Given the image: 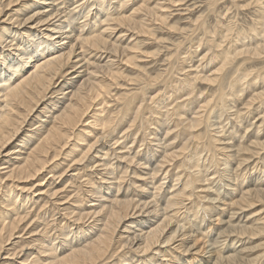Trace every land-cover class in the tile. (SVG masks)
I'll use <instances>...</instances> for the list:
<instances>
[{
  "label": "bare ground",
  "instance_id": "obj_1",
  "mask_svg": "<svg viewBox=\"0 0 264 264\" xmlns=\"http://www.w3.org/2000/svg\"><path fill=\"white\" fill-rule=\"evenodd\" d=\"M57 1L58 0H0V264H10L13 261L15 262L16 258L21 259V262L16 261L17 262L16 264H31V263H37V264H135L137 262H138L137 264H167V262H169V259H171V258L168 259L167 257L169 255L166 257L165 253L171 251L172 248L170 247V244H175V246L173 248L176 250V253H177L178 249L180 250L179 251L180 254H178L180 256L179 257H176L177 255L175 256V259L177 258L175 260L177 262V264H254L256 261H258L257 260L258 256L256 257V255H255V257H254L253 252L256 251V249L260 248V244L256 247H251V246L247 245L248 243L247 244L241 243L242 245L239 248L233 249L230 245H227V244L226 245L222 244L221 246H218L219 244L218 245H214L213 243L209 244L208 240H207L209 237L206 239V236L209 235L207 233H209L213 228H215V225H217L218 227H220L221 225H223L224 227L226 226L225 230H227L228 228L231 227V229L233 231H237L238 234L246 235V236H249L250 238H252L254 236L262 235L264 233V229H263L262 225H260V223L254 227L251 225H244V224L239 226L238 224L232 223L234 221V218L236 217L235 210L238 209V211H239V210H243L246 208H252V207L257 205V201H260L259 199H261V197L262 198L264 197V190H262V189L250 190L251 188L246 190L243 187H240V185L242 186V183L239 184V182L236 180V178H234L235 176H233V173H235L234 171L237 168L242 167L245 160L246 161L249 160L247 157L241 158V160H240L239 157H241V156L243 157V155L245 153H248L250 156H256L260 153L261 150L264 149V141L260 142L261 138L259 140H257V138L254 137L255 140L252 139L253 140L252 144H250L249 146L248 145L247 146H242V145L240 146V144H239V147H236V145L234 143L229 144L230 142L222 141L225 139H227V140L229 139L227 136L228 134L225 136L226 133L223 134L225 138H222L219 136V138L214 139L215 145H212V148L209 146V149H210L209 151L210 152L213 151L215 153V156L218 154V151L220 152L219 154L223 155L222 156V158L224 159L223 162H222V159L219 162H221V164L223 163L224 167L220 171L223 173L222 175H224V176L226 173H228V176H229L228 179H229L230 183L227 181L229 184H227V186H226L227 188H226V190L223 191V194H222V190L220 193V188H219V191L217 190L218 192L217 191L214 192V189L210 190L207 188L208 185L203 187V188H205L203 190H206V192L209 191V193H207L206 195L204 194L205 195L204 199L206 200V202H208V208L206 206L207 211H209L213 215V212H212L213 209H215V208L220 209L218 212L216 211L218 213V215H216V216H218V217L215 216L216 218L211 220L208 223V226H209V224L212 225V223H215L214 226H209V227L206 226L205 227L203 224L207 223L208 221H206V216H202V218L199 219L200 221L198 220L199 222L197 224L195 223V221H193V222L191 221V223H190L191 227H187L186 221H185L186 222L185 223V222H181L180 220L177 219L178 218L177 217V211L179 210L178 207H180L178 205L183 204V201L185 199L190 200V198L192 196L196 195L195 194V191H196L195 187H193L194 182H200L201 184H203V183L207 184V182H211L213 180V178H211L213 175L211 177H209V175L205 172L206 170H203V168L199 164L201 159H203V161L205 162L204 157L203 156H197V157L194 156V158L196 157L195 159L198 160L199 163L196 161L198 164L192 163L191 166L188 165L189 162L187 163V161L184 160V162H183L184 169H186V171H187L189 168V169H193V171L189 172V173H185L186 176L184 175L183 179H182V175L180 176L179 173L174 174L175 172H177V171H175L172 174H174V176H177V178H176L177 183H174L175 182L174 181L173 185L165 186L166 182H164V181L167 178L169 179V176H168L169 171L165 170V168L163 169L164 164L167 162L169 163V162L173 161L175 158H177L179 156V154L181 152H183L186 149V143L185 142H183L179 145H175L176 139L179 138V136L181 135V133H180V135L178 136V134H177L178 132L173 133L175 130V127H178V126L175 125V127L173 126L174 128L172 126L171 127L167 126L168 130L165 131L164 134L162 133L163 130L162 131L160 130L162 133L161 135L158 134V132L157 133L154 132L155 137H153V138L155 140L154 139L153 140L157 141L155 143L157 145L156 146L157 149L156 150L151 149L148 153H146L147 152L146 151L145 152L146 154L145 153H144L145 155L142 154V157L139 158V156L138 157L136 156V153L134 152V149H133V146L136 143V139H131V137L133 135H130V132L128 131V129L125 130V128H124L123 134H122V136H118L119 138L118 137L115 138V136L114 137L111 136L109 134L110 132L107 133L106 129H105L107 126V123H110L109 122L110 120L109 121L107 120L106 123H102L103 117H99V115H97V114H99L98 112L101 111L102 109L99 111H98V109L97 110L94 109L95 106L98 107V105H101V104L105 105L108 102V101H106L105 96L107 95V93H109V88H108L107 84H103V80L105 77H108V78L110 77V79H112L114 81L117 80V78L119 77V74L117 73L118 71H114V66L116 65L117 61L119 59H120V61L124 60V58L126 57L125 60L127 61L128 64H133V62H134V59H135L134 57H128L127 58V56H128L127 50H130V48L129 49H128V47L126 48V45H124L125 47L121 46L120 44H122V43L119 44V41H121V39L123 40V38H124L123 36H125V32L126 31L129 32V30H132V32L137 31L139 33H147L148 34V32H150V30H149L148 24L146 22L150 21L149 20L150 18H153L154 20H161L163 22L165 19L163 16V12L160 10V9H162V8H160L161 7L160 4H157L155 7H150L149 0H143V2L137 8H135L132 12H130L129 14H123L122 13L123 11H121L120 13H118V12L121 9H123L125 6L127 7L128 5H127V2H125L126 0L125 1L119 0V5H117V8H119L120 10L118 9V12H117L118 14L115 16L116 12L115 13L114 12L106 13L105 9H104L106 7V5H108V7L110 5H112L113 1H110V2L107 1V3L105 2V0L101 1L100 8L96 9L95 11L94 10L92 11V9H89L94 3L91 4V6L89 5L90 6L89 7V6H87L88 4L85 6L84 3L83 4L78 3L81 0H67V1H63V3H65V4H63L61 6L60 4H62L61 3L62 0L60 1V3H58ZM91 1H90V3H91ZM217 1L218 0H216L215 2H217ZM242 1H244V0H242ZM258 1H260V0H258ZM21 2H22V4H20L21 6H19L20 7L19 10L24 11L25 8L30 7V6H32L33 9L30 11H27L26 13H22L18 9L14 8L18 3H21ZM86 2H87V0H86ZM215 2H213L214 3L213 5H215ZM248 3H249V0H248ZM113 4H115V3H113ZM22 5H24V8H21ZM93 6H95V5H93ZM114 6H116V5H114ZM164 6H166V4ZM236 6H238V5H236ZM241 6H243V5H241ZM255 6H257V3ZM87 7H89L88 10H87ZM213 7H215V6H213ZM15 11H17V12L19 11V12L16 14ZM3 12L4 13L9 12V13H7V15L5 17H3L5 15V14H3ZM21 14H23L22 18L20 17ZM24 16H27V17H24ZM217 16H218V14H217ZM261 18H262V20L259 21L260 23L258 22L259 26L257 28L255 27L256 30L255 31L253 30L254 33L252 34L255 36H261V40L256 42L253 46H251L250 43H248V42L253 41V40H250L251 36H249L250 38H249L247 43L251 47H247V48L243 47L242 49L239 50V54L250 55L252 58H253V56H255V57H258L259 59L262 57V55H264V16H261ZM227 19H229V18H227ZM198 22H199V20H198ZM223 22H225V21L223 20ZM28 23H31V24L28 25ZM216 24H218V23H216ZM230 24H232V23H230ZM236 24H237V22H236ZM255 26H256V24H255ZM220 27L222 28L223 26H220ZM234 27H236V26H233V28ZM240 27H241V25H240ZM251 27H253V26H251ZM118 28H120V29L116 32V30ZM123 28H125V30ZM224 28H225V26H224ZM224 28H223V30H224ZM207 31H209V30L207 29ZM225 31H228L230 33V30H225ZM244 31L246 32V30H244ZM221 32L223 33L222 29H221ZM245 32H242V33L245 34ZM195 33H197V32H195ZM219 34H220V32H219ZM239 34L241 35V33H239ZM132 35H134V34L132 33ZM220 35H222V34H220ZM223 35H225V33ZM235 35H237V34H235ZM247 35H249V34H247ZM242 36H241V39L242 38L244 39V36L243 37ZM127 37H129V36H127ZM187 37L191 38V36L190 37L187 36ZM236 37H238V35ZM217 38H219V37H217ZM222 39H224V37ZM222 39L219 38L220 41H222ZM238 39L240 40V37ZM246 39H247V37H246ZM215 40H213V42L211 41V43H214ZM234 40H235V38H234ZM128 41H130V40H128ZM229 41H231V40H229ZM244 41H245V39H244ZM204 42H206V41H204ZM132 43H133V40H132ZM126 44H128V42ZM129 44H130V42H129ZM201 44H202V42H201ZM229 44H231V43H229ZM214 45H213V47H214ZM233 45H235V44H233ZM238 45H239V43H238ZM244 45H246V43L245 44L243 43V46ZM130 46L133 47L132 44ZM199 46H201V45H199ZM203 46H205V45H203ZM217 46L219 47V45H217ZM240 46H241V44H240ZM178 48H179V46H178ZM220 48L221 47H219V49ZM225 48H226V45H225ZM229 48L231 49V47H229ZM197 49L198 48H196V50ZM189 50H188V52H189ZM232 50H233V48H232ZM234 50L235 51H233V52H235V55H236L238 51L236 52V48ZM94 51L97 53L100 52V55L98 57L95 54L97 57V58L95 57L96 59L94 57H93L94 59H92L91 58L92 56L88 55L90 52L92 54V52H94ZM180 51L181 50H179V52ZM213 53H214V51H213ZM229 53L230 52H228L227 57L225 55H224L225 57L223 56V58L227 59V61H225L226 59L224 60L225 61L224 64L228 63V61H229V58H228L230 56ZM130 54H131V52H130ZM217 55H219V54H216V56ZM184 56L186 58V55H184ZM194 56H195V54H194ZM202 56L204 57L205 55H202ZM241 56L239 58H241ZM208 57H212V56H208ZM237 57H238V55H237ZM245 57H243V58H245ZM187 58H188V55H187ZM204 58H206V57H204ZM212 58H214V57H212ZM256 60H258V59H256ZM207 61H208V58H207ZM207 63H211V62H207ZM213 63H214V61H213ZM202 67H204V66L202 65ZM205 67H207V66H205ZM260 68H261V66H260ZM245 69L246 68H244V70ZM182 70L184 71V69H182ZM238 70H239V68H238ZM188 71H189V69H188ZM193 71H195L194 73H196V70H193ZM249 71H250V69H249ZM251 73H253V72H251ZM218 74H219V72H218ZM243 75H245V74H243ZM235 76H236V74H235ZM255 76H256V74H255ZM260 77L258 75L259 79H260ZM140 78H141V76H140ZM238 78H240V77H238ZM258 78H255V80L257 79V81L255 83H258V81H259ZM148 79H151V78H148ZM199 79H200V74H199ZM246 79L247 78L244 79V82L246 81ZM250 79L251 78H249V80ZM184 80L187 81L188 79L187 80L184 79ZM230 80H228V81H230ZM262 80H264V78H262ZM147 81L149 82V80H147ZM170 81H171V79H170ZM172 81H174V80H172ZM176 81H178V80H176ZM235 81L233 80V82H235ZM208 82H209V80H208ZM251 82H253V81L251 80ZM224 83H226V82H224ZM240 83H241V80H240ZM152 84H154V83H152ZM190 84H191L190 86H192V83H190ZM207 84H209V83H207ZM253 84H254V82H253ZM258 84H260V82ZM258 84H256V85H258ZM147 85H149V84H147ZM237 85H239V84L237 83ZM242 85H243V83H242ZM233 86H234V84H233ZM117 88H118V86H117ZM171 88H174V87H171ZM162 90H164V89H162ZM240 90H242V89H239L238 86H235V87H233V90H231V91H232V94L235 95V97H237L240 94ZM253 90H252V92H253ZM168 91H169V89H168ZM168 91H167V93H168ZM170 91H171V89H170ZM183 91H184V89H183ZM197 91H199V90H197ZM255 91L256 90H254V93H255ZM171 92H173V91H171ZM177 92H178V90H177ZM111 93L113 94V92H111ZM149 94L147 95L148 98H150ZM158 94H159V92H158ZM158 94H156V95H158ZM190 94H192V92ZM217 95H218V93H217ZM145 96H146V94H145ZM173 97H174V95H173ZM110 98H112V97H110ZM148 98L146 97V100H148ZM179 98H181V97H179ZM193 98H194V96H193ZM208 98H210V97H208ZM188 99L190 100V98H188ZM152 100H154V99H152ZM157 100L158 99H156V102H157ZM177 100H180V99H177ZM213 100H214V98L212 99V101ZM140 101H141V99H140ZM256 101H257V104L260 103L259 105H261V103H264V89H262L261 91H256L254 96H252L248 102H245V104L247 105V107L250 108L254 104V102H256ZM131 102H132V100H131ZM215 102H216V100H215ZM225 102H227V101H225ZM152 103H154V101ZM197 103L198 102H196V104ZM109 104L110 103H108V105ZM157 104L160 105L159 103H157ZM157 104H156V106H157ZM180 104H181V102H180ZM245 104H243V105H245ZM41 105H43V106H41ZM129 105H131V104H129ZM136 105L138 107V104H136ZM254 105L256 106V104H254ZM134 106L135 105L133 104V107ZM188 106H190V105H188ZM192 106H194V105L192 104ZM224 106H225V104H224ZM101 107H103V106H101ZM141 107H143V106L140 105V107H138L137 111L134 112V114L136 113L135 119L141 114L140 113V112H142ZM157 107L161 109V106L160 107L157 106ZM230 107L229 108L231 110L233 108V105ZM148 108L149 107H147V109ZM222 108L223 107H221V109ZM249 108H247V109H249ZM253 108H254V106H253ZM257 108H259V107H257ZM210 110H211V108H210ZM259 110H260V108H259ZM263 110L264 109H262V111ZM91 111L92 112L94 111V112L92 114H90ZM102 111L104 112V110H102ZM153 111H154V109H153ZM167 111H170V110H167ZM198 111L200 112V110H198ZM240 111L242 112V109ZM262 111H261V113H262ZM46 112L48 114H46ZM162 112H161V115L163 116L164 113L162 114ZM230 112H232V111H230ZM251 112H250V114H251ZM254 112H256V111H254ZM184 113L185 112L182 111V109H178V108L175 109L173 107L172 115L176 114V116L179 118L180 124H184L183 128H185V131H183L184 132L183 136H185V133H187L188 135L193 134L195 139L196 138L200 139V135L195 134L196 132H194V131L199 127L200 124H202L201 118H203V116L201 118H199L197 116V117L185 120V119H182V117L185 115ZM246 113H247V111H246ZM259 113H260V111H259ZM34 114L36 116L32 117ZM41 114L44 117H45V115H48V116H46V118L44 120H42L39 118V117H41L40 116ZM104 114L101 113L102 116ZM120 114H122V116H124V115H126L128 117L131 116V115H128L129 111L126 108L123 109V111H121ZM145 114H146V112H145ZM145 114H143V115H145ZM197 114H199V113H197ZM208 114H207V116H208ZM224 114H226V113L224 112ZM232 114H233V112H232ZM154 115L156 116L158 114H154ZM165 115H167V114L165 113ZM181 115H183V116H181ZM230 115H231V113H230ZM242 115L241 116L239 115L240 117L238 116V118H243ZM87 116L91 117L93 119L88 121V119H86ZM167 116H169V115H167ZM226 116H227V114H226ZM105 117H106V114H105ZM180 117L182 120L180 119ZM210 117H213V115H211ZM41 118H43V117H41ZM163 118H164L163 120L168 119L167 117L165 119V116ZM214 118L216 119L217 117H213L212 119H214ZM221 119H223V118H221ZM263 119H264V117H263ZM255 120H256V117H255ZM115 121H116V119H115ZM156 121H159V123H163V121H161V120H156ZM262 121H264V120H262ZM262 121L259 123H262ZM245 122H246V120H245ZM251 122L252 121H249V123H251ZM165 123L166 122H164V124ZM253 123H254V121H253ZM206 124H207V122H206ZM213 124L215 125V123H213ZM98 125H100V127H101V125H102V127L103 126L104 127H103V129H101V131H98L95 134L93 142H92V140L87 141L88 139L87 140L82 139V137L87 134L86 132L89 130V128H91V127L93 128L94 126H95V128H97L96 126H98ZM162 125L163 124H161L160 126H162ZM214 125H213V127H214ZM255 125H256V123H255ZM26 126H29L30 129H28V128L26 129ZM80 126L83 127V130L77 132V129H81ZM141 127H142V125H141ZM222 127L219 129H222ZM158 128L159 127H157L156 129L158 130ZM171 128H173L174 130ZM233 128H235V127H233ZM247 128H249V127L247 126ZM259 128L261 131L260 126H259ZM97 129H96V131H97ZM214 129H215V127H214ZM205 130H209V129H205ZM217 130H218V128H217ZM235 131H236V129H235ZM90 132H92V130H90ZM118 132H117V134H118ZM213 132H214V130H213ZM216 132H219V131H216ZM93 134H91V135H93ZM111 134H112V132H111ZM214 134H215V132H214ZM129 137H130V141H128ZM143 137H144V135H143ZM180 137H182V136H180ZM33 138H36V139L38 138L37 139L38 141H34ZM148 138L146 137V139H148ZM182 139H185V138H182ZM194 140H192V141H194ZM80 141H82V142L87 141L88 147L85 146V148L87 147V149L85 151H83L84 153L82 152L80 154L81 156L78 158H74V157L77 154L79 155V153L81 151L78 150L79 153L75 152L76 154H74V157H73L74 159H71V161H73V162L70 163L71 161H67V160L69 159L70 156L73 155V151H74V149H76L78 147ZM217 143H219L220 145L219 144L216 145ZM127 144H131V145L128 146ZM148 144L149 143H147V145ZM84 145H86V144L84 143ZM142 146H140V147H142ZM156 147H154V149ZM28 148H29V150H28ZM206 149L207 148H205V150ZM24 150L26 151L25 155L23 154ZM103 151H105V152H103ZM137 152H138V150H137ZM194 153H195V151H194ZM203 153H201V154L203 155ZM157 154L158 155L160 154V155L158 156ZM201 154H199V155H201ZM207 154H208V152H207ZM114 155H115V158L117 160L121 159L119 161H121V162L124 161L125 163L129 162L130 165H132V166H129V165L126 166V164L124 166L122 163L115 165V162H113V159L112 160L110 159V157L114 156ZM185 156H186V154H185ZM188 157H189V154H188V156L185 157V159ZM218 157H219V155H218ZM70 158H72V157H70ZM206 158L208 159L207 156H206ZM12 159H15L14 162H16V161L17 162L14 163ZM17 159H20V160H17ZM227 159L230 161L235 160V162L237 163V165H235L236 167L235 168L231 167L233 165V163H232V165L230 163H226V162H228ZM261 159H264V156ZM11 160H12V162H9ZM213 160H214V158H213ZM213 160H212V162H213ZM192 161H193V158H192ZM224 161H226V162H224ZM239 161H241V162H239ZM63 164H65V165L63 166ZM190 164H191V162H190ZM205 164H207V163H205ZM209 164H208V166H209ZM213 165H215V164H213ZM220 167L221 166H219V168ZM56 170H58V171H56ZM59 170H61V171H59ZM256 170H257V168H256ZM261 170L262 169L260 168V171ZM82 171H84V172L91 171L92 172L91 174H93L94 177H91L90 176L91 174H90V175H88V177L86 179L85 178L86 174H84V172L82 173ZM239 171H240V169H239ZM69 172H70V175H68ZM258 172H259V169H258ZM86 173H88V172H86ZM131 173L133 174L132 177L129 176V174H131ZM212 173H214V172L212 171ZM246 173L248 174V172H246ZM246 173H244V174H246ZM44 174H46V176L49 174H52V177L50 175L49 176L50 178L47 179L44 177L45 176ZM57 174H59V175L57 176ZM218 174L220 175V173H218ZM241 174H243V173H241ZM64 175L67 176L68 182L73 184L74 185L73 187H75V188L72 187L73 188V190H71L72 192L69 189H68L69 192H66L68 185L67 186L62 185L63 187L61 188V186L59 187V185L57 184L58 180L61 179ZM66 176L64 178H66ZM133 177H135V178H133ZM215 177H216V175H215ZM82 178H85L86 181H84V180L80 181V182H78V185L73 180V179H75V181L76 180L79 181ZM95 178H99L100 182L98 184L95 182V180H94ZM67 179H66V183H67ZM214 180H216V179H214ZM239 180H240V178H239ZM125 182H126V184H125ZM170 182H171V180H170ZM180 183H182V184L180 185ZM195 184H197V183H195ZM206 184H204V185H206ZM178 185H180V187L176 188V186H178ZM260 185L261 184H259L258 186L260 187ZM198 186H199V184H198ZM33 187H35L34 190H33ZM83 187L86 188L84 190L85 191L84 193H83ZM214 187H216V186H214ZM130 189H131V191H130ZM196 189L199 190L198 188H196ZM217 189H218V187H217ZM16 190H18V191L16 194H14L13 192H15ZM19 190L20 191L24 190V191L28 192L26 194V196L24 195L25 198L23 196V198L25 200V201L24 200L22 201L23 205L25 204L24 202H26V200H27V202H29L31 200H36L37 198H38L37 201L41 202L42 200H39V198L42 199V197H43V201H45V203L42 202L43 204L41 203V206L37 205L38 208L40 207V209L38 210L37 207H36V209L38 211L44 209L45 210L44 214H47V212H49V211H47L48 209H46V206L50 202L53 203V204H51L52 207L50 210H52V209H57L59 211L67 210V214H65V215L66 216L70 215V218L74 220V223L79 224V227L76 228V231L75 232L72 231V237L65 234L67 232V230L65 231V233H63L65 228L66 229L68 228V224L60 227L61 230H63V228H64V230L62 231V236L60 233H59V235H56L54 233L52 234L50 231L45 230L48 228L42 229L43 227H41V229H39V227L41 226V223L38 222V220H37V218H40V217L36 218L38 213H36L35 216H33V214H31V211H33L35 209V207L33 210L27 211L25 213H23V211H18V209H16L18 207L16 203H18L17 202L18 197L20 195H22V194H20ZM29 192L32 193V195H37L36 199H34L35 196H32L31 194H29ZM203 192H202V194H203ZM212 192H214V193H212ZM63 193L67 194V195H65L67 197V200L65 199V197L63 198V196H62ZM198 193H199V191H198ZM195 198H196V196H195ZM13 199H16L15 202H13ZM62 199H65V200H62ZM202 199H203V197H202ZM202 199L200 202H202ZM58 201H63V202H58ZM84 201H86V202L84 203ZM194 201H196V200H193V202ZM22 203H21V205H22ZM65 204H66V206L64 207ZM202 204H203V202H202ZM205 204H203V206ZM195 205H198V204H195ZM29 206H30V204H29ZM18 208H20V207H18ZM47 208H48V206H47ZM184 209H186V208H184ZM191 209H190V212L192 211ZM201 209H202V206H201ZM29 210H30V208H29ZM37 210H36V212H37ZM193 210H195V209H193ZM226 211H228V214H230L229 217L226 219L221 218L220 216H222L224 214V212H226ZM62 212H64V211H62ZM203 212H205V211L203 210ZM182 213H184V212H182ZM187 213H188V211H187ZM189 213H188V215H189ZM192 213H194V212H192ZM192 213L190 215H192ZM207 215H208V213H207ZM51 217H52V215H51ZM238 218H239V215H238ZM48 219L49 218L46 219L47 222H48ZM51 219H53V218H51ZM210 219H211V217H210ZM56 220L58 223L59 222L58 219H56ZM56 220H54V221H56ZM238 220H240V219H238ZM46 223H44V227L45 226L50 227L49 223H48V225ZM59 223H61V221ZM55 224H56V222H55ZM55 224H54V226L56 227ZM85 225H87V226L85 227ZM193 226H194V229H192ZM55 227H53V228H55ZM50 228H52V227H50ZM57 228H59V227H57ZM205 228H207V229H205ZM208 229H210L209 232H208ZM56 230H58V229H56ZM92 230H93V233H90ZM206 230H207V233H206ZM58 232H60V231L58 230ZM26 233H29V234L31 233L28 238H25V236H24V234H26ZM69 233L71 234V231ZM75 233H76V235L74 236ZM43 234H47V236H45V238H44V236H42ZM205 234H207V235L205 236ZM210 234H211V232H210ZM222 234H224V233H222ZM215 236H213V237H215ZM21 241L22 242L26 241L28 243L20 244ZM33 241H34V244L31 245V243ZM35 241H37V247H36ZM214 241H216V240H214ZM239 241H240V239L237 237L236 239H234L232 241L231 245H233L235 247L236 243ZM211 245H212V248H211ZM174 249H173V252H175ZM173 252L171 251V253H168V254L172 255ZM174 255H175V253H174ZM113 257H115V259L111 260V258H113ZM173 258H174V256H173ZM181 258H182V261H181ZM171 260H170V262H171ZM45 261H47V262H45ZM175 263L173 260V264H175ZM168 264H170V263H168ZM257 264H259V263H257Z\"/></svg>",
  "mask_w": 264,
  "mask_h": 264
},
{
  "label": "rangeland",
  "instance_id": "obj_2",
  "mask_svg": "<svg viewBox=\"0 0 264 264\" xmlns=\"http://www.w3.org/2000/svg\"><path fill=\"white\" fill-rule=\"evenodd\" d=\"M60 1L61 0H58L57 2L58 3H60ZM63 1H67V0H62L61 1V3L62 4H60L61 6L63 5V4H65V3H63ZM89 0H87V2H86V0H81L80 2H78V3H81V4H83L84 3V5L86 6L87 4V6H91V4H93V5H95V6H89V7H87V10H88V8L89 9H92V11L94 10H96V9H98V8H100V4H101V1H103V0H90L91 1V3H90V1L88 2ZM107 1H113V3H115V4H113L112 3V5H110L109 7H108V5H106V7L104 8L105 9V12L106 13H112V12H116V14H115V16L118 14V13H120L121 11H123L122 13L123 14H129L130 12H132L135 8H137L142 2H143V0H124L125 2H127V7L125 6L123 9H119V8H117V5H119V0H105V2L107 3ZM216 0H149V5H150V7H155L157 4H160V8H162V9H160L162 12H163V16H164V21L162 22L161 20H154L153 18H150L149 20L150 21H147L146 23L148 24V28H149V30H150V32H148V34L147 33H139V32H137V31H133L132 32V30H129V32L128 31H126L125 32V36H123L124 38H123V40L121 39V41H119V44L120 43H122V44H120L121 46H124V45H126V48L128 47V49L130 48V50H127V54H128V56H127V58L128 57H134L135 59H134V62H133V64H128L127 63V61L125 60L126 59V57L124 58V60H121L120 61V59L117 61V63H116V65L114 66V71H118L117 73L119 74V77L117 78V80H112V79H110V77L108 78V77H105L104 78V80H103V84H107V86H108V88H109V93H107V95L105 96L106 97V101H108L105 105L104 104H101V105H98V107H94V109H98V111L99 110H104V112L101 110V111H97L99 114H97V115H99V117H103V121H102V123H106V121L108 120H110L109 122L110 123H107V126H106V132L107 133H109L111 136H115V138H117L118 136H122V134H123V131H124V128H125V130H127L128 129V131L130 132V135H133L132 137H131V139H136V143H135V145L133 146V149H134V152L136 153V156L138 157L139 156V158H141L142 157V154L143 155H145L146 153H148L151 149L152 150H156L157 149V145L155 144L157 141H154L155 139L153 138V137H155V133H157L158 132V134H164V132L165 131H167L168 130V127H175V125H177L178 127H175V130L173 129V128H171V129H173L174 130V132L173 133H177L178 134V136L180 135V133H181V135L180 136H182V137H180L179 136V138H177L176 139V143H175V145H179V144H181V143H183V142H185L186 143V149L183 151V152H181L180 154H179V156L177 157V158H175L173 161H171V162H167V163H165L164 164V167H163V169L165 168V170H168L169 171V174H168V176H169V179L167 178L164 182H166L165 183V186H167V185H173V182L174 183H177L176 182V178H177V176H174V174H177V173H179L180 174V176L182 175V179H183V177H184V175H185V173H189V172H192L193 171V169H189L188 168V170L186 171V169H184V167H183V162H184V160L185 161H187V163H188V165L189 166H191L192 165V163H199V161L198 160H196L195 158L197 157V156H203L204 157V160H205V162L203 161V159H201V161H200V166L203 168V170H206L205 172L209 175V177H211L212 175V177L211 178H213V180L211 181V182H207V184L206 183H203V184H201L200 182H194V184H193V187H195V194L196 195H194V196H192L191 198H190V200L189 199H185L184 201H183V204H179L178 206H180V207H178L179 208V210L177 211V219L178 220H180L181 222H187V224H186V226L187 227H191L190 226V223H191V221L193 222V221H195V223L197 224L200 220V218H202V216H206V221H208L207 223H204L203 225L206 227H209V226H214V224L215 223H212V225L211 224H209V226H208V223L211 221V220H213V219H215L216 217H218V216H216V215H218V211L220 210V209H218V208H215V209H213L212 210V212H213V215H212V213H210L209 211H207V208H208V202H206V200L204 199V196L207 194V193H209V191H207L206 192V190H203V189H205V188H203V187H205V186H207V188L208 189H210V190H213L214 189V192H216L217 190L219 191V188H220V193H221V190H222V194H223V191L224 190H226V186H227V184H229L230 183V181H229V176H228V173H226L225 174V176L224 175H222L223 173L220 171V170H222L223 169V167H224V164L222 163L221 164V162H219L221 159H222V162H223V158H222V154H219L220 152L218 151V154L215 156V153L213 152V151H209L210 149H209V146L212 148V145H215L214 144V139H216V138H219V136L220 137H222V138H225L224 137V133H226L225 134V136L227 135L228 136V140L227 139H225V140H222V141H227V142H230L229 144H235L236 145V147H239V144H240V146L242 145V146H249L250 144H252V142H253V140H255V138H257V140H259L260 138V142H263L264 140V121H262V120H264L263 119V115H264V110L262 111V109H264V103H261V105H259V104H257V101L256 102H254V104H256V106L257 107H259L260 108V110H259V108H257L254 104L249 108V107H247V105L245 104V102H248L249 101V99L252 97V96H254V94L256 93V91H261L262 89H264V80H262V78H264V55H262V57L259 59L258 57H255V56H253V58L250 56V55H245V54H239V50L240 49H242L243 47H245V48H247V47H251V46H253L256 42H258L259 40H261V36H255V35H252L253 33H254V31L256 30V28L259 26V24H258V22L259 21H261L262 20V18H261V16H264V0H260V1H258V0H249V3H248V0H244V1H242V0H218L217 2H215ZM239 1V2H238ZM243 3H242V2ZM257 1V2H256ZM98 2V3H97ZM104 2V3H105ZM117 2V3H116ZM154 2V3H153ZM169 2V3H168ZM174 2V3H173ZM213 2H215V5H213L214 3ZM245 2V3H244ZM247 2V3H246ZM86 3V4H85ZM176 3V4H175ZM238 3V4H237ZM241 5H243V6H241ZM256 3H257V6H255L256 5ZM20 4H22V2L21 3H18L14 8H16V9H20V7L19 6H21ZM99 4V5H98ZM134 4V5H133ZM166 4V6H164ZM98 5V6H97ZM114 5H116V6H114ZM153 5V6H152ZM235 5V6H234ZM236 5H238V6H236ZM262 5V6H261ZM35 6V5H34ZM114 6V7H113ZM164 6V7H163ZM213 6H215V7H213ZM251 6V7H250ZM253 6V7H252ZM93 7V8H92ZM95 7V8H94ZM119 7V6H118ZM167 7V8H166ZM240 7V8H239ZM250 7V8H249ZM21 8H24V5H22V7ZM107 8V9H106ZM256 8V9H255ZM15 9V10H16ZM33 9V7L32 6H30V7H27V8H25V10L24 11H21V10H19V11H21L22 13H26L27 11H30V10H32ZM118 9L120 10L119 12H118ZM228 10V11H227ZM18 11V12H19ZM108 11V12H107ZM110 11V12H109ZM222 11V12H221ZM16 12V14L18 13L17 11H15ZM14 12V13H15ZM118 12V13H117ZM213 12V13H212ZM7 13H9V12H6V13H4L3 12V14H5L3 17H5L6 15H7ZM92 13V12H91ZM223 13V14H222ZM217 14H218V16H217ZM220 14V15H219ZM231 14V15H230ZM222 15V16H221ZM232 16V17H231ZM21 18L23 17V14H21V16H20ZM24 17H27V16H24ZM203 17V18H202ZM220 18V19H219ZM227 18H229V19H227ZM252 18V19H251ZM209 21H208V20ZM82 20V19H81ZM80 20V21H81ZM198 20H199V22H198ZM223 20L225 21V22H223ZM230 20V21H229ZM215 21V22H214ZM229 21V22H228ZM237 22V24H236V22ZM221 22V23H220ZM239 22V23H238ZM257 22V23H256ZM162 23V24H161ZM195 23V24H194ZM216 23H218V24H216ZM230 23H232V24H230ZM260 23V22H259ZM31 23H28V25H30ZM245 24V25H244ZM255 24H256V26H255ZM258 24V25H257ZM240 25H241V27H240ZM203 26V27H202ZM220 26H223L222 28L220 27ZM224 26H225V28H224ZM233 26H236V27H234L233 28ZM251 26H253V27H251ZM215 29H214V28ZM229 27V28H228ZM251 27V28H250ZM256 27V28H255ZM26 28V27H25ZM223 28H224V30H223ZM231 28V29H230ZM242 28V29H241ZM120 28H118L117 30H116V32L119 30ZM124 30H125V28H123ZM207 29L209 30V31H207ZM221 29H222V31H223V33L221 32ZM234 29V30H233ZM237 29V30H236ZM200 30V31H199ZM225 30H230V33L228 32V31H225ZM244 30H246V32L244 31ZM254 30V31H253ZM194 31V32H193ZM206 31V32H205ZM214 31V32H213ZM195 32H197V33H195ZM203 32V33H202ZM218 32V33H217ZM219 32H220V34H222V35H220L219 34ZM242 32H245V34L244 33H242ZM127 33V34H126ZM132 33L134 34V35H132ZM214 33V34H213ZM225 33V35H223ZM239 33H241V35L239 34ZM151 34V35H150ZM192 34V35H191ZM208 34V35H207ZM210 34V35H209ZM214 36H213V35ZM227 34V35H226ZM234 34V35H233ZM235 34H237L238 35V37H236L237 35H235ZM244 34V35H243ZM247 34H249V35H247ZM244 36V39H245V41H244V39L242 38L241 39V36ZM118 36V35H117ZM127 36H131L130 38L129 37H127ZM187 36H191V38H188ZM231 36V37H230ZM242 36V37H243ZM249 36H251V38L249 37ZM209 37V38H208ZM215 37V38H214ZM217 37H219L220 39H222L223 37H224V39H222V41H220L219 40V38H217ZM240 37V40L238 39ZM246 37H247V39H246ZM254 37V38H253ZM260 39H259V38ZM187 38V39H186ZM215 40L214 41V43H211V41L213 42V40ZM228 38V39H227ZM234 38H235V40H234ZM249 38H250V40H253V41H249L248 42V40H249ZM130 40V41H128V40ZM136 39V40H135ZM198 41H197V40ZM255 39V40H254ZM132 40H133V43H132ZM219 40V41H218ZM229 40H231V41H229ZM233 40V41H232ZM257 40V41H256ZM197 41V42H196ZM204 41H206V42H204ZM210 41V42H209ZM217 41V42H216ZM239 41V42H238ZM128 42V44H126ZM129 42H130V44H129ZM201 42H202V44H201ZM208 42V43H207ZM217 44H216V43ZM220 42V43H219ZM235 42V43H234ZM242 42V43H241ZM250 43V45L251 46H249V44L248 43ZM124 43V44H123ZM205 43V44H204ZM207 43V44H206ZM223 43V44H222ZM226 43V44H225ZM229 43H231V44H229ZM238 43H239V45H238ZM243 43L245 44L246 43V45H244L243 46ZM133 45V47H131L130 45ZM179 44V45H178ZM181 44V45H180ZM195 44V45H194ZM201 45V46H199V45ZM215 44V45H214ZM222 46H221V45ZM226 45V48H225V45ZM233 44H235V45H233ZM240 44H241V46H240ZM203 45H205V46H203ZM210 45V46H209ZM213 45H214V47H213ZM217 45H219V47H221L220 49H219V47L217 46ZM228 45V46H227ZM233 45V46H232ZM178 46H179V48H178ZM192 46V47H191ZM208 46V47H207ZM125 47V46H124ZM181 47V48H180ZM195 47V48H194ZM229 47H231V49L229 48ZM236 48V52H237V54L235 55V52H233V51H235L234 49ZM191 48V49H190ZM196 48H198L197 50H196ZM219 50H217V49ZM223 48V49H222ZM232 48H233V50H232ZM189 50V52H188V50ZM193 49V50H192ZM208 49V50H207ZM214 49V50H213ZM223 51H222V50ZM225 49V50H224ZM179 50H181L180 52H179ZM187 50V51H186ZM140 51V52H139ZM185 51V52H184ZM195 51V52H194ZM198 51V52H197ZM211 51V52H210ZM213 51H214V53H213ZM217 51V52H216ZM130 52H131V54H130ZM139 52V53H138ZM194 52V53H193ZM209 52V53H208ZM228 52H230L229 53V61H228V63H226V64H224V62L225 61H227V59L226 58H223V56L225 55L226 57H227V54H228ZM183 55H181V54ZM208 53V54H207ZM97 55V57L100 55V52H92V54H91V52L88 54V55H90V56H92L91 58L92 59H94L95 57H96V55ZM194 54H195V56H194ZM210 54V55H209ZM216 54H219V55H217L216 56ZM232 54V55H231ZM184 55H186V58H185V56ZM187 55H188V58H187ZM202 55H205L204 57H206V58H204ZM237 55H238V57H237ZM243 57H245V58H243ZM191 56V57H190ZM208 56H212V57H214V58H212V57H208ZM224 56V57H225ZM234 56V57H233ZM241 56V58H239ZM94 57V58H93ZM96 57V58H97ZM182 57V58H181ZM184 57V58H183ZM95 58V59H96ZM207 58H208V61H207ZM218 58V59H217ZM186 59V60H185ZM188 59V60H187ZM194 59V60H193ZM204 59V60H203ZM226 59V60H225ZM256 59H258V60H256ZM136 60V61H135ZM185 60V61H184ZM192 62H190V61ZM206 60V61H205ZM212 60V61H211ZM221 60V61H220ZM225 60V61H224ZM123 61V62H122ZM213 61H214V63H213ZM223 61V62H222ZM187 62V63H186ZM190 64H189V63ZM195 62V63H194ZM207 62H211V63H207ZM216 62V63H215ZM220 62V63H219ZM122 63V64H121ZM235 63V64H234ZM204 66V67H202V65ZM207 64V65H206ZM200 65V66H199ZM245 65V66H244ZM135 66V67H134ZM192 66V67H191ZM194 66V67H193ZM200 68H199V67ZM205 66H207V67H205ZM230 66V67H229ZM232 66V67H231ZM260 66H261V68H260ZM137 67V68H136ZM140 67V68H139ZM188 67V68H187ZM202 67V68H201ZM225 67V68H224ZM143 68V69H142ZM196 68V69H195ZM199 70H198V69ZM227 68V69H226ZM238 68H239V70H238ZM244 68H246L245 70H244ZM258 68V69H257ZM182 69H184V71L182 70ZM188 69H189V71H188ZM249 69H250V71H249ZM182 70V71H181ZM192 70V71H191ZM193 70H196V73H194L195 71H193ZM254 70V71H253ZM261 70V71H260ZM184 72V73H183ZM186 72V73H185ZM218 72H219V74H218ZM243 74H245V75H243ZM251 72H253V73H251ZM257 72V73H256ZM200 74V79H199V74ZM223 73V74H222ZM194 74V75H193ZM198 74V75H197ZM221 74V75H220ZM235 74H236V76H235ZM255 74H256V76H255ZM101 75V74H100ZM185 75V76H184ZM242 77H241V76ZM258 75H259V77H260V79L258 78ZM140 76H141V78H140ZM149 76V77H148ZM189 76V77H188ZM195 76V77H194ZM198 76V77H197ZM212 76V77H211ZM222 76V77H221ZM139 77V78H138ZM179 77V78H178ZM208 77V78H207ZM238 77H240V78H238ZM148 78H151V79H148ZM217 78V79H216ZM222 78V79H221ZM245 78H247L246 79V81L244 82V79ZM249 78H251L250 80H249ZM255 78H258L259 79V81H258V83L260 82V84H258V83H255L256 81H257V79L255 80ZM134 79V80H133ZM145 79V80H144ZM149 80V82L147 81V80ZM166 79V80H165ZM170 79H171V81H170ZM184 79H188L187 81H185ZM213 79V80H212ZM216 79V80H215ZM225 81H224V80ZM231 79V80H230ZM109 80V81H108ZM112 80V81H111ZM172 80H174V81H172ZM176 80H178V81H176ZM184 82H183V81ZM195 80V81H194ZM197 80V81H196ZM208 80H209V82H208ZM211 80V81H210ZM223 80V81H222ZM227 80V81H226ZM228 80H230V81H228ZM233 80L235 81V82H233ZM240 80H241V83H240ZM251 80L254 82V84H253V82H251ZM261 80V81H260ZM133 81V82H132ZM191 81V82H190ZM194 81V82H193ZM203 81V82H202ZM148 82V83H147ZM171 82V83H170ZM175 82V83H174ZM224 82H226V83H224ZM129 83V84H128ZM152 83H154V84H152ZM190 83H192V86H190L191 84ZM207 83H209V84H207ZM236 83V84H235ZM237 83L239 84V85H237ZM242 83H243V85H242ZM245 83V84H244ZM147 84H149V85H147ZM174 84V85H173ZM183 86H182V85ZM217 84V85H216ZM233 84H234V86H233ZM241 84V85H240ZM248 84V85H247ZM256 84H258V85H256ZM262 84V85H261ZM172 85V86H171ZM252 87H251V86ZM117 86H118V88H117ZM124 86V87H123ZM169 86V87H168ZM235 86H238L239 87V89H244L243 91L242 90H240V94L237 96V97H235V95H233L232 94V91L231 90H233V87H235ZM257 86V87H256ZM121 87V88H120ZM144 87V88H143ZM171 87H174V88H171ZM178 87V88H177ZM184 89V91H183V89ZM120 88V89H119ZM129 88V89H128ZM158 88V89H157ZM250 88V89H249ZM259 88V89H258ZM162 89H164V90H162ZM166 89V90H165ZM168 89H169V91H168ZM170 89H171V91H173V92H171L170 91ZM181 89V90H180ZM230 89V90H229ZM256 90L255 91V93H254V90ZM122 90V91H121ZM125 90V91H124ZM137 90V91H136ZM158 90V91H157ZM177 90H178V92H177ZM180 90V91H179ZM197 90H199V91H197ZM252 90H253V92H252ZM157 93H156V92ZM162 91V92H161ZM167 91H168V93H167ZM192 92V94H190L191 92ZM194 91V92H193ZM229 91V92H228ZM245 91V92H244ZM111 92H113V94L111 93ZM134 92V93H133ZM151 92V93H150ZM158 92H159V94H158ZM164 92V93H163ZM203 92V93H202ZM228 92V93H227ZM252 92V93H251ZM126 93V94H125ZM150 93V94H149ZM167 93V94H166ZM199 93V94H198ZM217 93H218V95H217ZM254 93V94H253ZM109 94V95H108ZM144 94V95H143ZM145 94H146V96H145ZM150 95L149 97L151 98H148V96L147 95ZM156 94H158V95H156ZM172 94V95H171ZM178 94V95H177ZM182 94V95H181ZM243 94V95H242ZM161 95V96H160ZM173 95H174V97H173ZM207 97H206V96ZM224 95V96H223ZM233 95V96H232ZM120 96V97H119ZM153 96V97H152ZM162 98H160V97ZM163 96V97H162ZM187 96V97H186ZM193 96H194V98H193ZM204 96V97H203ZM227 96V97H226ZM243 98H242V97ZM110 97H112V98H110ZM115 97V98H114ZM129 97V98H128ZM142 97V98H141ZM146 97L148 98V100H146ZM159 97V98H158ZM179 97H181V98H179ZM186 97V98H185ZM208 97H210V98H208ZM226 97V98H225ZM229 97V98H228ZM114 98V99H113ZM118 98V99H117ZM180 99V100H177V99ZM183 98V99H182ZM188 98H190V100L188 99ZM208 98V99H207ZM214 98V100L212 101V99ZM242 98V99H241ZM140 99H141V101H140ZM152 99H154V100H152ZM156 99H158L157 100V102H156ZM167 99V100H166ZM176 99V100H175ZM238 99V100H237ZM240 99V100H239ZM119 100V101H118ZM131 100H132V102H131ZM139 102H138V101ZM200 100V101H199ZM215 100H216V102H215ZM233 100V101H232ZM118 101V102H117ZM121 101V102H120ZM127 101V102H126ZM135 101V102H134ZM144 101V102H143ZM150 101V102H149ZM154 101V103H152ZM161 101V102H160ZM163 101V102H162ZM168 101V102H167ZM176 101V102H175ZM181 102V104H180V102ZM205 101V102H204ZM224 101V102H223ZM225 101H227V102H225ZM124 102V103H123ZM156 102V103H155ZM191 102V103H190ZM193 102V103H192ZM196 102H198L197 104H196ZM230 102V103H229ZM233 102V103H232ZM242 102V103H241ZM108 103H110L109 105H108ZM131 104V105H129V104ZM143 103V104H142ZM157 103H159L160 105H158ZM163 103V104H162ZM174 103V104H173ZM222 103V104H221ZM237 103V104H236ZM133 104L135 105L134 107H133ZM136 104H138V107H140V105H142L143 107H141L142 108V112H140L141 114L135 119V114H134V112H136L137 111V109H138V107H137V105ZM156 104H157V106H161V109L160 108H158L157 106H156ZM179 106H178V105ZM192 104L194 105V106H192ZM224 104H225V106H224ZM229 104V105H228ZM243 104H245V105H243ZM165 105V106H164ZM176 105V106H175ZM184 105V106H183ZM187 105V106H186ZM188 105H190V106H188ZM233 105V110L231 109L230 110V106H232ZM263 105V106H262ZM41 106H43V105H41ZM101 106H103V107H101ZM111 108H110V107ZM156 108H155V107ZM181 106V107H180ZM183 106V107H182ZM199 106V107H198ZM227 106V107H226ZM253 106H254V108H253ZM101 107V108H100ZM124 107V108H123ZM147 107H149L148 109H147ZM154 107V108H153ZM173 107L176 109V108H178V109H182V111H184L185 113V115L183 116V115H181V116H183L182 117V119H190V118H194V117H199V118H201L202 116H203V118H201V120H202V124H200L199 125V127L194 131V132H196L195 134H199L200 135V139H198V138H196L195 139V137L193 136V134H190V135H188L187 133H185V136H183L184 135V132L183 131H185V128H183L184 127V124H180V121H179V118L176 116V114H173L172 115V110H173ZM197 107V108H196ZM221 107H223L222 109H221ZM230 107V108H229ZM262 107V108H261ZM42 108V107H41ZM100 108V109H99ZM127 109L128 111H129V114L128 115H131L130 117H128V116H126V115H124V116H122V114H120L121 113V111H123V109ZM151 108V109H150ZM199 108V109H198ZM210 108H211V110H210ZM220 108V109H219ZM226 108V109H225ZM238 108V109H237ZM247 108H249V109H247ZM253 108V109H252ZM131 111H130V110ZM153 109H154V111H153ZM190 109V110H189ZM242 109V112L240 111V110ZM244 109V110H243ZM247 109V110H246ZM257 109V110H256ZM92 110V109H91ZM119 110V111H118ZM165 112H164V111ZM167 110H170V111H167ZM196 110V111H195ZM198 110H200V112L198 111ZM204 110V111H203ZM214 110V111H213ZM219 112H217V111ZM220 110V111H219ZM226 110V111H225ZM237 112H236V111ZM247 111V113H246V111ZM156 111V112H155ZM163 111V112H162ZM216 111V112H215ZM230 111H232L233 112V114H232V112H230ZM245 111V112H244ZM252 111V112H251ZM254 111H256V112H254ZM259 111H260V113H259ZM261 111H262V113H261ZM94 112V111H93ZM92 111L90 112V114H92L93 113ZM105 113L106 114V117H105V114L102 116L101 115V113ZM145 112H146V114H145ZM161 112H162V114L164 113V115L162 116L161 115ZM168 112V113H167ZM189 112V113H188ZM199 113V114H197V113ZM209 114H208V113ZM224 112L227 114V116H226V114H224ZM228 112V113H227ZM235 112V113H234ZM245 114H244V113ZM250 112H251V114H250ZM133 113V114H132ZM165 113L167 114V115H169V116H167V115H165ZM206 113V114H205ZM221 113V114H220ZM230 113H231V115H230ZM253 113V114H252ZM36 114V113H35ZM33 115L32 117H34V116H36V115ZM46 114H48L47 112H46ZM116 114V115H115ZM120 114V115H119ZM143 114H145V115H143ZM154 114H158V115H154ZM192 114V115H191ZM196 114V115H195ZM207 114H208V116H207ZM216 114V115H215ZM236 114V115H235ZM243 114V115H242ZM247 114V115H246ZM249 114V115H248ZM134 115V116H133ZM175 115V116H174ZM211 115H213V117H217L216 119L214 118V119H212L213 117H210ZM219 117H218V116ZM237 117H235V116ZM241 116L242 115V117L243 118H238V116ZM246 115V116H245ZM255 115V116H254ZM41 117H43V118H41V117H39L40 119H42V120H44L45 118H46V116H48V115H45V117L44 116H42V114L40 115ZM126 116V117H125ZM142 116V117H141ZM165 116V119H166V117L168 118L167 120H163L164 117ZM190 116V117H189ZM232 116V117H231ZM239 116V117H240ZM248 116V117H247ZM254 116V117H253ZM259 116V117H258ZM117 117V118H116ZM132 117V118H131ZM228 117V118H227ZM232 119H231V118ZM247 117V118H246ZM255 117H256V120H255ZM151 118V119H150ZM156 118V119H155ZM219 118V119H218ZM221 118H223V119H221ZM230 118V119H229ZM236 118V119H235ZM86 119H88V121H90V120H92L93 118H91V117H88L87 116V118ZM115 119H116V121H115ZM119 119V120H118ZM135 119V120H134ZM147 119V120H146ZM170 119V120H169ZM176 119V120H175ZM180 119H181V117H180ZM181 119V120H182ZM210 119V120H209ZM212 119V120H211ZM218 119V120H217ZM235 119V120H234ZM243 119V120H242ZM246 120V122H245V120ZM262 119V120H261ZM112 120V121H111ZM131 120V121H130ZM156 120H161V121H163V123H159V121H156ZM123 121V122H122ZM129 121V122H128ZM140 121V122H139ZM147 121V122H146ZM149 121V122H148ZM179 121V122H178ZM234 121V122H233ZM241 121V122H240ZM248 121V122H247ZM249 121H252L251 123H249ZM253 121H254V123H253ZM262 121V123H259V122H261ZM133 122V123H132ZM164 122H166L165 124H164ZM176 122V123H175ZM206 122H207V124H206ZM215 123V125L213 124V123ZM140 123V124H139ZM152 123V124H151ZM179 125H178V124ZM219 123V124H218ZM255 123H256V125H255ZM127 124V125H126ZM149 124V125H148ZM154 124V125H153ZM159 124V125H158ZM161 124H163L162 126H160ZM168 124V125H167ZM170 124V125H169ZM218 124V125H217ZM221 124V125H220ZM248 124V125H247ZM253 124V125H252ZM114 125V126H113ZM141 125H142V127H141ZM148 125V126H147ZM211 127H209V126ZM213 125H214V127H215V129H214V127H213ZM232 125V126H231ZM239 125V126H238ZM34 126V125H33ZM146 126V127H145ZM151 126V127H150ZM165 126V127H164ZM168 126V127H167ZM222 127V129H219V128H221ZM247 126L249 127V128H247ZM259 126L261 127V131H260V128H259ZM97 128H95V126L92 128H89V130L85 133L86 135L85 136H83L82 137V139L84 140V139H88L87 141H89V140H92V142H93V140H94V136H95V134L98 132V131H101V129H103V127H102V125H101V127H100V125H98V126H96ZM157 127H159L158 128V130L156 129ZM164 127V128H163ZM213 127V128H212ZM233 127H235V128H233ZM237 127V128H236ZM30 129V127L29 126H26V129ZM80 128L81 129H77V132L78 131H82L83 130V127L82 126H80ZM112 128V129H111ZM147 128V129H146ZM182 128V129H181ZM217 128H218V130H217ZM96 129H97V131H96ZM117 129V130H116ZM119 129V130H118ZM205 129H209V130H205ZM212 131H211V130ZM230 129V130H229ZM235 129H236V131H235ZM90 130H92V132H90ZM136 130V131H135ZM140 130V131H139ZM162 131V133H161V131ZM178 130V131H177ZM182 130V131H181ZM213 130H214V132H215V134H214V132H213ZM219 131V132H216V131ZM221 130V131H220ZM114 131V132H113ZM119 131V132H118ZM181 131V132H180ZM225 131V132H224ZM227 131V132H226ZM111 132H112V134H111ZM117 132H118V134H117ZM155 132V133H154ZM160 132V133H159ZM223 132V133H222ZM258 132V133H257ZM260 132V133H259ZM93 134V135H91V134ZM121 133V134H120ZM143 133V134H142ZM218 133V134H217ZM222 133V134H221ZM115 134V135H114ZM135 134V135H134ZM150 134V135H149ZM212 134V135H211ZM217 134V135H216ZM236 134V135H235ZM142 135V136H141ZM143 135H144V137H143ZM147 135V136H146ZM153 135V136H152ZM211 135V136H210ZM214 135V136H213ZM40 136V135H39ZM87 136V137H86ZM150 136V137H149ZM187 136V137H186ZM231 136V137H230ZM235 136V137H234ZM257 136V137H256ZM89 137V138H88ZM134 137V138H133ZM146 137L149 139H146ZM189 137V138H188ZM191 137V138H190ZM195 139H193V138ZM208 137V138H207ZM255 137V138H254ZM39 138V137H38ZM37 138V139H38ZM119 138V137H118ZM152 138V139H151ZM182 138H185V139H182ZM227 138V137H226ZM36 138H33V140L34 141H38ZM142 139V140H141ZM154 139V140H153ZM182 139V140H181ZM209 139V140H208ZM232 139V140H231ZM253 139V140H252ZM148 140V141H147ZM153 140V141H152ZM180 140V141H179ZM185 140V141H184ZM192 140H194V141H192ZM252 140V141H251ZM87 141H80L79 142V145H78V147L80 148H76V149H74V151H73V155L72 156H70V157H72V158H70L69 157V159L67 160V161H71V159H74V158H78V157H80L81 155V153L83 152V151H85L86 149H87V147H88V143H87ZM128 141H130V137H129V140ZM142 141V142H141ZM152 141V142H151ZM209 141V142H208ZM36 143V142H35ZM84 143L86 144V145H84ZM147 143H149L148 145H147ZM152 143V144H151ZM191 143V144H190ZM220 143V142H219ZM219 143H217L216 145H218ZM128 146L129 145H131V144H127ZM143 145V146H142ZM152 145V146H151ZM155 145V146H154ZM220 145V144H219ZM83 146V147H82ZM85 146H87L86 148H85ZM140 146H142V147H140ZM203 146V147H202ZM206 146V147H205ZM147 147V148H146ZM154 147H156L155 149H154ZM178 147V146H177ZM197 147V148H196ZM235 147V148H236ZM82 148V149H81ZM136 148V149H135ZM145 148V149H144ZM150 148V149H149ZM180 148V147H179ZM192 148V149H191ZM200 148V149H199ZM205 148H207L206 150H205ZM196 149V150H195ZM28 150H29V148H28ZM78 150H80L81 152L79 153L78 152ZM137 150H138V152H137ZM188 150V151H187ZM147 151V152H146ZM188 153H187V152ZM194 151H195V153H194ZM204 153H203V152ZM26 151L24 150V155L26 154L25 153ZM79 153V155L77 154V155H75V157H74V154H76V153ZM103 152H105V151H103ZM146 152V153H145ZM191 152V153H190ZM193 152V153H192ZM198 152V153H197ZM207 152H208V154H207ZM84 153V152H83ZM134 153V154H135ZM145 153V154H144ZM183 153V154H182ZM201 153H203V155L201 154ZM207 155H206V154ZM133 154V155H134ZM185 154H186V156H188V154H189V157L188 158H186L185 159ZM193 156H191V155ZM196 154V155H195ZM199 154H201V155H199ZM246 154V155H245ZM244 155H243V157L241 156V157H239L240 158V160H241V158H245V157H247L249 160H245V162H244V164L242 165V167H240V168H237L234 172L236 173H233V176H235L234 178H236V180L239 182V184L240 183H242V186L240 185V187H243L244 189H250V190H254V189H262V190H264V159H261L263 156H264V149L263 150H261L260 151V153L258 154V155H256V156H250L248 153H245ZM158 155V154H157ZM160 155V154H159ZM158 155V156H159ZM210 155V156H209ZM214 155V156H213ZM218 155H219V157H218ZM194 156H196L195 158H194ZM206 156L208 157V159L206 158ZM262 156V157H261ZM74 157V158H73ZM112 157V158H111ZM110 157V159L112 160L113 159V162H115V165H118L119 163H122L124 166H125V164H126V166H132V165H130V163L129 162H124V161H119V160H121V159H116L115 158V155L114 156H111ZM212 157V158H211ZM221 157V158H220ZM115 158V159H114ZM191 158V159H190ZM192 158H193V161H192ZM213 158H214V160H213ZM160 159V158H159ZM181 161H180V160ZM207 159V160H206ZM13 160V162L15 161V159H12ZM12 160L11 161H9V162H12ZM17 160H20V159H17ZM183 160V161H182ZM190 160V161H189ZM212 160H213V162H212ZM216 160V161H215ZM228 160V159H227ZM197 161V162H196ZM215 161V162H214ZM249 161V162H248ZM254 161V162H253ZM17 162V161H16ZM16 162H14V163H16ZM73 161H71L70 163H72ZM124 162V163H123ZM190 162H191V164H190ZM224 162H226V161H224ZM235 160L234 161H230V160H228V162H226V163H230L231 165H232V163H233V165L231 166V167H233V168H235L236 166L235 165H237V163L235 162ZM239 162H241V161H239ZM261 164H260V163ZM263 162V163H262ZM197 163V164H198ZM205 163H207V164H205ZM210 163V164H209ZM219 163V164H218ZM179 164V165H178ZM208 164H209V166H208ZM213 164H215V165H213ZM247 164V165H246ZM252 164V165H251ZM65 164H63V166H64ZM171 165V166H170ZM204 165V166H203ZM208 167H207V166ZM211 165V166H210ZM223 165V166H222ZM249 165V166H248ZM167 168H166V167ZM219 166H221L220 168H219ZM251 166V167H250ZM255 166V167H254ZM81 167V166H80ZM177 167V168H176ZM207 167V168H206ZM216 167V168H215ZM176 168V169H175ZM179 168V169H178ZM201 168V169H202ZM210 168V169H209ZM245 168V169H244ZM251 168V169H250ZM253 168V169H252ZM256 168H257V170H256ZM260 168L262 169L261 171H260ZM214 169V170H213ZM239 169H240V171H239ZM244 169V170H243ZM258 169H259V172H258ZM62 170V169H61ZM61 170H59V171H61ZM183 170V171H182ZM209 170V171H208ZM243 170V171H242ZM56 171H58V170H56ZM173 171V172H172ZM175 171H177V172H175ZM185 171V172H184ZM212 171L215 173L216 171V173L214 174V173H212ZM242 171V172H241ZM248 172V174L246 173V172ZM84 171H82V173H83ZM86 172H88V173H86ZM86 172H84V174H86L85 175V178L87 179V177H88V175H90L92 172L91 171H86ZM175 172V173H174ZM183 174H182V173ZM73 173V172H72ZM129 173V172H128ZM172 173H174V174H172ZM218 173H220V175L218 174ZM241 173H243V174H241ZM244 173H246V174H244ZM45 176V178H47V179H49L50 177V175H51V177H52V174H49V175H47L46 176V174H44ZM59 174H57V176H58ZM68 175H70V172L68 173ZM171 175V176H170ZM215 175H216V177H215ZM218 175V176H217ZM222 175V176H221ZM227 175V176H226ZM245 175V176H244ZM56 176V177H57ZM66 175H64L61 179H59L58 180V182H57V184L59 185V187L61 186V188L63 187V186H67V191L66 192H69L68 191V189L71 191V190H73V188H75V187H73L74 185L73 184H71L70 182H68V179H67V176H66V178H64ZM91 177H94L93 176V174H91L90 175ZM129 176L130 177H132L133 176V174L131 173V174H129ZM186 176V175H185ZM247 176V177H246ZM129 177V178H130ZM85 178H82V179H80L79 181H75V179H73L74 180V182L78 185V182H80V181H86V179ZM133 178H135V177H133ZM226 178V179H225ZM239 178H240V180H239ZM66 179H67V183H66ZM214 179H216V180H214ZM218 179V180H217ZM221 179V180H220ZM242 179V180H241ZM257 179V180H256ZM260 179V180H259ZM64 180V181H63ZM95 180V182L98 184L99 182H100V180H99V178H95L94 179ZM98 180V181H97ZM170 180H171V182H170ZM224 180V181H223ZM226 180V181H225ZM169 181V182H168ZM229 183H228V182ZM61 182V183H60ZM65 182V183H64ZM163 182V181H162ZM220 182V183H219ZM262 182V183H261ZM170 183V184H169ZM195 183H197V184H195ZM209 183V184H208ZM125 184H126V182H125ZM182 183H180V185H181ZM198 184H199V186H198ZM204 184H206V185H204ZM224 184V185H223ZM249 184V185H248ZM259 184H261L260 185V187L258 186ZM63 185V186H62ZM71 185V186H70ZM180 185H178V186H176V188L177 187H180ZM212 185V186H211ZM197 186V187H196ZM202 186V187H201ZM211 186V187H210ZM214 186H216V187H214ZM27 187V186H26ZM71 187V188H70ZM73 187V188H72ZM213 187V188H212ZM217 187H218V189H217ZM247 187V188H246ZM88 188V187H87ZM167 188V187H166ZM196 188H198L199 190H197ZM202 188V189H201ZM212 188V189H211ZM222 188V189H221ZM35 189V187H33V190ZM86 188L85 187H83V193L85 192L84 190H85ZM17 191L18 190H16L15 192H13L14 194H16L17 193ZM20 191V190H19ZM130 191H131V189H130ZM198 191H199V193H198ZM204 191V192H203ZM217 191V192H218ZM22 192V193H21ZM72 192V191H71ZM202 192H203V194H202ZM214 192H212V193H214ZM28 192H26V191H20V194H22V195H20L19 197H18V203H16L17 204V206L18 207H20V208H16V209H18V211H23V213H25V212H27V211H31V210H33L34 209V207H35V211L33 212V211H31V214H33V216H35V214L36 213H38V215L36 216V218L37 217H40V218H37V220H38V222H40L41 223V226L39 227V229H41V227H43L42 229H45V228H48V229H45V230H47V231H50L52 234L54 233V234H56V235H59V233L61 234V236H62V231L64 230V228H63V230H61L60 229V227H62V226H64V225H67L68 224V228L66 229L65 228V230L63 231V233H65V231L67 230V232L65 233V234H67V235H69V236H71L72 237V231H76V228L77 227H79V224H76V223H74V220L73 219H71L70 218V215H65V214H67V210H61V211H59V210H57V209H52V210H50L51 209V207H52V205L51 204H53V203H48L47 204V206H48V208H47V206H46V209H48L47 211H49V212H47V214H44L45 212V210L44 209H42V210H40V211H38L39 209H40V207L38 208V206H41V203L43 202V203H45V201H43V197H42V199H40L39 198V200H42L41 202L40 201H37L38 200V198L36 199V197H37V195H32V193H30L29 192V194H31L32 196H35L34 197V199H36V200H31V201H29V202H27V200H26V202H24L25 204L23 205V203H22V201L24 200V198H25V196H26V194H27ZM201 193V194H200ZM211 193V192H210ZM200 194V195H199ZM205 194V195H204ZM25 195V196H24ZM65 195H67V194H65V193H63V198L65 197V199L67 200V197L65 196ZM23 196H24V198H23ZM195 196H196V198H195ZM200 198H199V197ZM202 197H203V199H202ZM23 198V199H22ZM62 198V197H61ZM195 198V199H194ZM16 199H13V202H15V200ZM21 199V200H20ZM65 199H62V200H65ZM201 199H202V202H203V204H205L204 206H203V204H202V202H200L201 201ZM193 200H196V201H194L193 202ZM260 201H257V205L256 206H254V207H252V208H246V209H243V210H239L238 211V209L237 210H235V212H236V217L234 218V221L232 222L233 224H238L239 226H241V225H251V226H257L259 223H260V225H262V227H263V229H264V197L262 198L261 197V199H259ZM25 201V200H24ZM33 201V202H32ZM36 203H35V202ZM71 201V200H70ZM189 201V202H188ZM192 201V202H191ZM39 202V203H38ZM58 202H63V201H58ZM86 201H84V203H85ZM21 203H22V205H21ZM42 203V204H43ZM57 203V202H56ZM188 203V204H187ZM29 204H30V206H29ZM50 204V205H49ZM195 204H198V205H195ZM35 205V206H34ZM38 205V206H37ZM200 205V206H199ZM5 206V205H4ZM23 206V207H22ZM29 206V207H28ZM66 206V204L64 205V207ZM195 206V207H194ZM199 206V207H198ZM201 206H202V209H201ZM206 206H207V208H206ZM36 207H37V209H36ZM4 208V207H3ZM29 208H30V210H29ZM177 208V209H178ZM183 208V209H182ZM184 208H186V209H184ZM192 208V209H191ZM7 209V208H6ZM9 209V208H8ZM25 209V210H24ZM189 209V210H188ZM190 209L192 210L191 212H190ZM193 209H195V210H193ZM36 210H37V212H36ZM203 210L205 211V212H203ZM62 211H64V212H62ZM180 211V212H179ZM187 211H188V213H189V215L192 213V212H194V213H192V215H188V213H187ZM197 211V212H196ZM217 211V212H216ZM246 211V212H245ZM182 212H184V213H182ZM199 212V213H198ZM55 213V214H54ZM202 213V214H201ZM206 213V214H205ZM207 213H208V215H207ZM210 213V214H209ZM241 213V214H240ZM30 214V215H31ZM44 214V215H43ZM61 214V215H60ZM185 214V215H184ZM187 214V215H186ZM198 214V215H197ZM43 215V216H42ZM51 215H52V217H51ZM55 217H54V216ZM201 215V216H200ZM210 215V216H209ZM225 215V216H224ZM229 215L230 214H228V211H226V212H224V214L222 215V216H220L221 218H224V219H226V218H228L229 217ZM238 215H239V218H238ZM12 216V215H11ZM65 216V217H64ZM193 216V217H192ZM216 216V217H215ZM42 217V218H41ZM44 217V218H43ZM46 217V218H45ZM58 217V218H57ZM180 217V218H179ZM189 217V218H188ZM210 217H211V219H210ZM47 218H49L48 219V222H47ZM51 218H53V219H51ZM70 218V219H69ZM182 218V219H181ZM40 219V220H39ZM56 219H58V221L60 222L61 221V223H57V220ZM66 219V220H65ZM184 219V220H183ZM191 219V220H190ZM210 219V220H209ZM238 219H240V220H238ZM253 219V220H252ZM45 220V221H44ZM53 220V221H52ZM54 220H56V221H54ZM68 220V221H67ZM188 220V221H187ZM199 220V221H198ZM43 223H42V222ZM52 221V222H51ZM72 221V222H71ZM47 222V223H46ZM55 222H56V224H55ZM185 222V223H186ZM213 222V221H212ZM237 222V223H236ZM44 223H46L47 225H48V223H49V226L50 227H52V228H50V227H44ZM56 225V227L54 226V224ZM70 223V224H69ZM45 224V225H46ZM51 224V225H50ZM58 224V225H57ZM73 224V225H72ZM82 224V223H81ZM80 224V225H81ZM194 224V223H193ZM53 225V226H52ZM87 225H85V227H86ZM223 225H221L220 227H218L217 225H215V228H213L211 231H210V229H208V232L210 231L211 232V234H210V232L209 233H207V230H206V233L207 234H209V235H207V234H205V236H206V239L208 240V243L209 244H211V243H213L214 245H218V246H221L222 244L223 245H230L233 249L234 248H239L242 244H247V245H249V246H251V247H256V246H258L259 244H260V248H258V249H256V251H254L253 253V256L255 257V255H256V257L258 258L257 260L258 261H256L255 263L257 264V263H259V264H264V233L262 234V235H258V236H254V237H252V238H250L249 236H246V235H241V234H238L237 233V231H233L232 229H231V227L230 228H228L227 230H225V228H226V226L224 227H222ZM53 227H55V228H53ZM57 227H59V228H57ZM74 228V229H73ZM54 229V230H53ZM56 229H58L60 232H58V230H56ZM95 229V228H94ZM192 229H194V226L192 227ZM191 229V230H192ZM205 229H207V228H205ZM219 230V231H218ZM71 231V234L69 233ZM95 231V230H94ZM194 231V230H193ZM218 231V232H217ZM232 231V232H231ZM230 232V233H229ZM58 233V234H57ZM90 233H93V230L90 232ZM222 233H224V234H222ZM27 234V235H26ZM26 234H24V236H25V238H28L29 236H30V234L29 233H26ZM213 234V235H212ZM55 235V236H56ZM76 235V233L74 234V236ZM216 235V236H215ZM225 235V236H224ZM42 236H44V238H45V236H47V234H43ZM54 236V237H55ZM211 236V237H210ZM213 236H215V237H213ZM239 238L240 239V241L239 242H237L236 243V245H235V247L233 246V245H231V243H232V241L234 240V239H236V238ZM24 238V237H23ZM24 238V239H25ZM205 239V238H204ZM212 239V240H211ZM214 240H216V241H214ZM225 240V241H224ZM17 241V240H16ZM31 242V241H30ZM36 243V247H37V241H35ZM218 242V243H217ZM22 243H28V242H20V244H22ZM242 243V244H241ZM34 244V241L31 243V245H33ZM208 244V245H209ZM212 244V245H213ZM212 245H211V248H212ZM175 246V244H170V247L172 248L171 249V251L173 252V247ZM37 250V249H36ZM171 251L170 252H167V253H165L166 254V257L169 259V258H171V259H169V262H167V264L168 263H170V264H173V260H174V263L176 262L175 260L177 259H175V256L176 257H179L180 255H178V254H180L179 253V249L177 250V253H176V250L174 249V251L175 252H173L172 253V255L174 256V258H173V256L171 255V254H168V253H171ZM174 253H175V255H174ZM261 253V254H260ZM263 253V254H262ZM141 254V253H140ZM33 256V255H32ZM31 256V257H32ZM171 256V257H170ZM30 257V258H31ZM42 257V256H41ZM263 258V259H262ZM115 259V257H113V258H111V260H114ZM170 260H171V262H170ZM21 262V259H15V262L13 261L12 263H10V264H16L17 262ZM181 261H182V258H181ZM262 261V262H261ZM45 262H47V261H45ZM138 263V262H137ZM137 263H135V264H137ZM254 263V264H255ZM31 264H37V263H31ZM175 264H177V262L175 263Z\"/></svg>",
  "mask_w": 264,
  "mask_h": 264
}]
</instances>
